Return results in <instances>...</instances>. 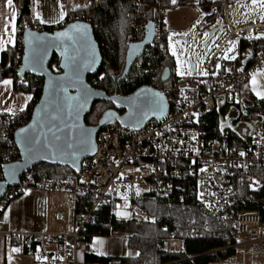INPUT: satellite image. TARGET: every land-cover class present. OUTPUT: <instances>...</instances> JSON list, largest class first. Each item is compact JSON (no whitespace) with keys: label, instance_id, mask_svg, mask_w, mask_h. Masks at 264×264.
Instances as JSON below:
<instances>
[{"label":"built area","instance_id":"built-area-1","mask_svg":"<svg viewBox=\"0 0 264 264\" xmlns=\"http://www.w3.org/2000/svg\"><path fill=\"white\" fill-rule=\"evenodd\" d=\"M22 1L13 0L18 12ZM28 1L29 13L19 20L16 29V43L20 44L19 53L22 54L27 29L42 32L60 28V25L49 26L41 21L42 0ZM61 1L70 4L73 0ZM132 1L129 46L144 39L150 21L155 25L153 42L142 56L169 55L166 33V17L171 10L169 3L180 7V3L187 2L186 6H196L205 13L199 25L209 32L215 30L213 37H216V42L203 63L201 74H197L195 67V72L188 70L185 76L177 77L176 70L170 69V76L164 81L160 72L155 73L150 67L145 69L149 77L147 85L161 91L169 101L170 111L165 118L154 119L139 129L128 128L115 121L99 132L97 151L82 162L80 171L46 175L32 168L17 186L7 190L0 201V236L10 237L16 247L35 249L39 255L38 264H86L77 258L79 249L84 246V232L106 206L113 208L116 217L119 203L125 202L130 212L127 220H150L148 213L138 206L139 197L166 204L178 214V217L168 215L162 218V228L176 238L202 237L205 234L239 237V242L229 247L236 250L264 243L258 211H244L238 216L231 211L240 186H248L251 190L261 186L255 169L264 168V123L244 119L237 122L239 117L246 115L245 110L237 108V89L264 65V38L254 40L246 36L247 33L264 30V23L235 28L230 16L231 12L233 15L239 13L234 9L235 0H175V3L172 0H153L152 5L147 0ZM76 20L79 19L72 21ZM67 23L69 21L65 19L63 24ZM234 44L235 51L229 53V47ZM142 64L139 61L136 66L141 68ZM51 69L60 72L58 61L51 64ZM101 79L102 76H93L90 84L96 88ZM16 80L22 86L30 82L27 76L19 78L18 73ZM36 104L37 100L32 98L24 116L4 134L10 147L9 157L4 160L15 156L14 134L25 120L31 118ZM227 105L228 113L221 118L223 122L220 121L223 139L208 141L203 128L205 115ZM232 113L238 114L233 118ZM229 136L234 138L230 142L227 141ZM31 185L40 191L90 197V212L81 219H77L74 212L69 229L64 233L7 230L2 220L7 204L16 196H30L34 192ZM195 208L201 210V216L191 215ZM224 230L230 234L224 235ZM108 264L123 263L114 259ZM234 264L246 262L239 259Z\"/></svg>","mask_w":264,"mask_h":264},{"label":"trees","instance_id":"trees-1","mask_svg":"<svg viewBox=\"0 0 264 264\" xmlns=\"http://www.w3.org/2000/svg\"><path fill=\"white\" fill-rule=\"evenodd\" d=\"M147 1L151 5L153 4V0ZM64 4L67 12H69L66 18L67 21L71 22L74 19H79L91 23L94 28V35L103 56L102 68L95 75V77L102 76V79L96 88L104 90L109 95L121 93L129 95L138 88L149 84V77L144 72L147 67H150L155 73L160 72V74H163L166 68H175V62L168 54L143 55L133 65L126 79L120 81L126 67V56L129 47L128 34L132 31V17L129 16V13L133 10V1L99 0L94 2L92 0H84L76 9H70L68 3ZM180 5L186 6L188 3L183 2ZM177 6H173L171 3L168 4L171 9L177 8ZM28 13L29 1L23 0L22 7L19 10V20L27 16ZM149 18L152 19L151 16ZM64 26L65 24H60V28ZM51 30L53 29H48V31ZM166 33L168 35V32ZM19 47L20 44L15 43L14 46L3 52L0 62V82L12 78L15 91L30 94L38 102L42 94L44 80L29 75L27 77L30 82L27 86L18 85L16 80L22 58V52L19 53ZM57 60L55 56L52 63ZM139 61L143 62L141 68L136 66ZM92 78L93 76L89 78V81ZM248 83V80L241 83L237 89V97L239 98L237 108L238 110L246 111V115L239 117L237 122L241 121V119L248 122L264 120V99L260 100L255 97L250 92ZM113 108L114 106L109 102L95 103L91 112L86 115V123L91 126L98 125L102 115ZM228 110L229 107L227 105L219 111L214 110L212 113L205 115L203 128L206 131L208 141L223 139L221 137L220 121L221 118H225ZM25 111L17 114H0V179L2 178L1 168L5 162L4 158L9 157L10 154V147L4 139L3 133L10 131L11 125L22 118ZM29 120H25L23 125H26ZM233 139L229 136L227 141L230 142ZM18 158H20V155L16 152L15 159ZM34 169L46 175L70 170L68 167L46 163L37 164ZM255 175L261 180L260 188L251 190L248 186H240L231 211L234 216H238L244 211H258L261 223L264 225V168H256ZM18 197L20 196L11 198L8 206ZM73 197L76 200L75 214L77 219H81L90 209L91 198L87 196ZM137 203L141 210L153 217V220L131 219L121 221L114 217L113 208L106 206L99 213L94 224L88 226L84 232V261L86 264H108L114 260V258L101 257L90 251V243L98 237H113L121 233L127 234L128 247L138 252L136 258H121L120 260L123 264H219L229 261L237 255V250L229 247L237 244L240 240L239 237L226 238L205 234L202 237L180 236L176 238L170 231L164 230L160 222V218H166L168 215L178 217V214L174 213L173 209L150 198L139 197ZM211 223L215 225L214 222ZM229 234L224 231V235ZM174 239L180 241L181 250L176 253L165 250V243Z\"/></svg>","mask_w":264,"mask_h":264},{"label":"water","instance_id":"water-1","mask_svg":"<svg viewBox=\"0 0 264 264\" xmlns=\"http://www.w3.org/2000/svg\"><path fill=\"white\" fill-rule=\"evenodd\" d=\"M62 32L67 35H57ZM214 33L215 30L209 32L204 45ZM154 35L155 25L150 21L146 26L144 39L128 47L126 67L120 81L129 75L136 60L153 42ZM23 39L24 49L18 77L31 75L42 78L44 86L29 122L14 134L20 159L4 164L1 168L0 201L7 190L17 186L23 175L37 164L46 163L80 171L82 162L97 151L99 132L115 121L128 128L139 129L154 119L160 120L168 115L170 104L167 97L151 86L144 85L129 95H109L90 84L89 78L95 76L103 65L102 52L91 23L76 20L51 31L27 29ZM55 56L58 59L59 73L51 69ZM188 61L191 71L195 72L196 66L192 58L189 57ZM73 68L79 69L78 78ZM174 69L176 70V66ZM169 76L170 68H166L162 79L166 81ZM85 92L88 93L86 101L83 99ZM157 93L160 96H156ZM78 96L82 97L79 101L70 99ZM97 102L112 103L114 108L102 115L98 125L91 126L86 123L85 118ZM68 105L72 106L71 114ZM20 129H28L40 137L42 143L37 151L25 153L20 142ZM45 143L53 145L55 150L44 147Z\"/></svg>","mask_w":264,"mask_h":264},{"label":"crops","instance_id":"crops-1","mask_svg":"<svg viewBox=\"0 0 264 264\" xmlns=\"http://www.w3.org/2000/svg\"><path fill=\"white\" fill-rule=\"evenodd\" d=\"M69 5L70 9L77 8V6L72 8L71 3ZM61 6H63L66 11L65 18L62 21L60 16L61 9L58 11L55 10L53 17L51 8L48 7H45V13L42 16L41 21H43L45 25L49 26L62 24L67 18V14L69 12H67L65 4L62 1ZM180 7L174 9H178ZM13 8L16 12V19L14 22L11 20L12 8L7 6L6 0H0V41L4 42L3 48L0 49V62L3 52L14 46L16 43V29L19 23V12L16 10L14 2ZM167 19L172 18L166 17V22ZM174 21L177 23L178 27H181L182 22L176 20ZM262 70L263 69L256 73H261ZM251 79L248 83L250 92L255 97L262 100V98L257 96L256 93L252 91ZM11 80L13 81V79ZM257 83L260 90H264V75H257ZM31 99L32 97H30L23 111L27 109ZM31 188L34 192L30 196L18 197L14 199L6 209L5 219L8 222V226L5 224L6 229L9 230L11 228H16L19 231L29 233L37 231H47L53 233H63V231L66 232L69 229L72 214L75 212V198L70 194L60 191H40L35 187ZM55 223L60 224V230L57 229ZM98 238H95L90 243V251L101 257L121 259L136 258L138 256V252L136 250L128 247L127 239L125 242L124 239L122 237H118V235L113 237ZM95 240L98 241L96 242V247H93V242ZM14 249H18V251H13ZM251 249H253V247L250 248L249 251H251ZM84 257L85 252L80 253L78 251L77 258L80 263H85ZM38 259L39 255L35 249L16 247L10 237L0 236V264H38Z\"/></svg>","mask_w":264,"mask_h":264},{"label":"rangeland","instance_id":"rangeland-1","mask_svg":"<svg viewBox=\"0 0 264 264\" xmlns=\"http://www.w3.org/2000/svg\"><path fill=\"white\" fill-rule=\"evenodd\" d=\"M83 1L84 0H73L71 2V7L73 8L79 6L81 3H83ZM41 5L42 11L40 13V19L45 13V7L51 8L53 17L54 11L61 9L60 12L61 14L63 13L61 21L65 18L66 11L64 7L61 6L60 0H42ZM234 9L239 11L237 15H233L232 12L230 13L231 22L235 28L253 25L256 22L264 23V19H261V17L264 16V9L260 7L259 3L254 5L252 0H235ZM204 15L205 13L200 12L196 6H182L178 9L170 10L167 13V18H172L167 19L166 22L168 45H171V47H168V53L175 62L177 77H183L187 74L188 70H191L188 61L189 57L192 58L193 63L197 67V74H201L203 63L210 54L216 42V37H213L206 45L203 44L209 35V29L202 28L199 25V23L204 18ZM174 20L182 22L181 27H178ZM246 36L247 38L254 40L263 39L264 30H260L258 33H247ZM180 47L182 48V51L180 50ZM173 49L176 51L177 56L172 55ZM235 49L236 45H231L228 49V52L231 53L235 51ZM177 57H179L180 60L179 72L177 71ZM262 69V72H264V67ZM11 79H8L11 81V84L8 85L3 83L5 80L0 82V114H17L18 112H22L29 101L28 98L31 97L30 94L14 91L12 85L13 81ZM237 114L238 113H232L231 116L235 118ZM258 122L264 123V120H258ZM20 197L24 196L22 195ZM128 208L129 205L127 203L120 202L116 210V218L119 220H127L130 217V212L127 211ZM5 214L6 211L4 212V215H2V220L8 226V222L5 219ZM56 227L58 230H60L59 223L56 224ZM118 237H122L126 242L128 236L125 233H121L118 234ZM97 241L98 240H95L93 242V247H96ZM252 247L253 249L249 251V249ZM165 250L174 253L179 252L181 250V243L175 239L170 240L169 242L167 241L165 243ZM79 252L84 253L85 247L82 246L79 249ZM237 259L245 260L246 264H264V243L254 244L248 248L239 247V250H237V255L233 259L219 264H234Z\"/></svg>","mask_w":264,"mask_h":264},{"label":"snow or ice","instance_id":"snow-or-ice-1","mask_svg":"<svg viewBox=\"0 0 264 264\" xmlns=\"http://www.w3.org/2000/svg\"><path fill=\"white\" fill-rule=\"evenodd\" d=\"M173 3H175V0H172ZM6 3H7V6L9 8H12V12H11V20L14 22L15 19H16V12H15V9L13 8V0H6ZM252 3L255 5L257 3H259L260 7L262 9H264V0H252ZM63 17V13L61 14V18ZM39 18V17H37ZM261 19H264V16L261 17ZM43 22V21H42ZM78 27H84V26H78ZM13 30H14V27H13ZM58 36H66L67 33L65 32H62V33H58L57 34ZM207 35V34H205ZM3 41H0V49L3 48ZM171 47V45H169ZM172 55L173 56H177V53L176 51L173 49L172 50ZM225 58H228L227 56ZM234 59V57H232ZM25 60L27 62V56L25 57ZM179 64H180V60H179V57H177V65H178V69L177 71L179 72ZM65 67L67 68L68 65L66 64ZM219 67V66H217ZM73 72L74 74L77 76L78 78V75H79V69L78 68H73ZM264 75V72H261V73H252V79H251V84H252V91L256 93L257 96H259L260 98L264 99V90H260L259 86H258V83H257V75ZM3 83L5 85H8V84H11V81L9 80H5L3 81ZM66 91V89H65ZM87 92L84 93V96H83V99H85L86 101V97H87ZM156 96H160L159 93L156 94ZM30 99V97L28 98ZM70 99H75L77 101H79L80 99H82V97L78 96V97H74V98H70ZM69 107V114H71V105H68ZM161 108H162V103H161ZM144 115H146L147 113H143ZM20 136H21V144L22 146H24L25 148V153H32L34 151H37L39 149V147L41 146V139L39 136L29 132L28 129H20ZM57 139H59L57 137ZM44 147H48V148H53L54 149V146L51 145V144H47L45 143L44 144ZM55 150V149H54ZM241 155H244V153H241ZM13 251H18V249H14Z\"/></svg>","mask_w":264,"mask_h":264},{"label":"bare ground","instance_id":"bare-ground-1","mask_svg":"<svg viewBox=\"0 0 264 264\" xmlns=\"http://www.w3.org/2000/svg\"><path fill=\"white\" fill-rule=\"evenodd\" d=\"M52 64V63H51ZM196 66V65H195ZM20 67H21V64H20ZM264 67V65L260 68V69H258V70H261L262 68ZM20 69V68H19ZM257 70V71H258ZM19 71V70H18ZM256 71V72H257ZM31 76V75H30ZM39 101V100H38ZM38 103V102H37ZM22 127V126H21ZM20 127V128H21ZM6 132H8V131H6ZM6 132H4L3 133V137H4V134L6 133ZM4 139H5V137H4ZM6 140V139H5ZM7 141V140H6ZM210 141V140H209ZM7 143H8V141H7ZM16 152H18L19 153V150H18V147L16 146ZM16 152H15V156H16ZM20 155V154H19ZM15 156L12 158V159H8V160H5V162H4V164H7V163H11V162H15V161H17V160H19L20 158H18V159H15ZM3 166V165H2ZM69 171H71V169L69 170ZM72 171H74V170H72ZM31 187H35L36 188V186L35 185H31ZM235 201H236V198L234 199V201H233V204H232V206H231V209H232V207H233V205H234V203H235ZM7 206H8V204H7ZM8 208V207H7ZM90 212V209H89V211L87 212V213H89ZM192 216H201L202 214H201V210L200 209H198V208H195L194 209V211H193V213L191 214ZM150 220H153V217H151L150 216ZM160 222L162 223V218H160ZM260 225H261V228L263 229V231H264V225L261 223V221H260ZM225 231V230H224ZM227 233H229V231H226ZM237 260H239V259H237Z\"/></svg>","mask_w":264,"mask_h":264}]
</instances>
